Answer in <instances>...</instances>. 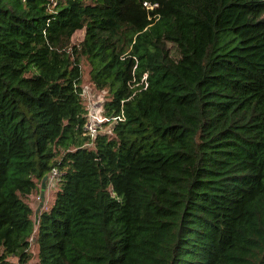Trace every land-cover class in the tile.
<instances>
[{"label":"trees","instance_id":"trees-1","mask_svg":"<svg viewBox=\"0 0 264 264\" xmlns=\"http://www.w3.org/2000/svg\"><path fill=\"white\" fill-rule=\"evenodd\" d=\"M82 60L116 118L93 138ZM33 244L34 264H264V0H0V264Z\"/></svg>","mask_w":264,"mask_h":264},{"label":"rangeland","instance_id":"rangeland-1","mask_svg":"<svg viewBox=\"0 0 264 264\" xmlns=\"http://www.w3.org/2000/svg\"><path fill=\"white\" fill-rule=\"evenodd\" d=\"M82 37H83V31L76 32L75 35L73 36L72 43L75 44L79 43L82 40ZM125 83L127 85L131 83V81L128 80V75H126L125 77ZM81 87L83 90L82 97H83L84 105L87 110V115L89 113H93L96 115L98 120L103 119V104L107 100L109 95L106 91L99 92L93 88L89 78V65L85 60L81 61ZM111 126H112V122H105V123L102 122L98 128L101 132H109ZM57 182H58V178L50 179L49 177H47V180L45 182V187L43 190V196H42L43 200L41 199V190L39 191V195H34L27 199V203L29 204V206L33 211V217H32L33 221H35V212L40 207V203H41V207L39 212L48 209L49 206L52 204L53 197L57 189ZM32 237L35 238V234H33ZM30 251L32 253L33 258L28 264H34L36 262V253H37L34 244L32 245Z\"/></svg>","mask_w":264,"mask_h":264},{"label":"built area","instance_id":"built-area-1","mask_svg":"<svg viewBox=\"0 0 264 264\" xmlns=\"http://www.w3.org/2000/svg\"><path fill=\"white\" fill-rule=\"evenodd\" d=\"M144 5L147 6L146 4H144ZM82 96H83V94H82ZM93 107H95V106H93ZM115 120H116V118H114L113 121H110V119H108L104 116H103V119L98 120L95 114L89 113L87 115V122H86V125L84 127L85 134L88 135L90 138H93L97 134V132L100 131L98 127L102 122H104V123L105 122H112L113 123ZM47 177H49L50 179L59 178L58 170L57 169L51 170V172L49 173V175Z\"/></svg>","mask_w":264,"mask_h":264},{"label":"water","instance_id":"water-1","mask_svg":"<svg viewBox=\"0 0 264 264\" xmlns=\"http://www.w3.org/2000/svg\"><path fill=\"white\" fill-rule=\"evenodd\" d=\"M47 180V176L44 177V179L42 180V184H41V199L43 200V190H44V187H45V182ZM40 207H41V203H40ZM40 207L37 209V211L35 212V218L37 219V214L40 210Z\"/></svg>","mask_w":264,"mask_h":264}]
</instances>
